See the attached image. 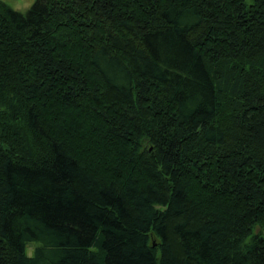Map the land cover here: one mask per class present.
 I'll return each instance as SVG.
<instances>
[{
    "label": "trees",
    "instance_id": "obj_1",
    "mask_svg": "<svg viewBox=\"0 0 264 264\" xmlns=\"http://www.w3.org/2000/svg\"><path fill=\"white\" fill-rule=\"evenodd\" d=\"M263 231L264 0H0V264H264Z\"/></svg>",
    "mask_w": 264,
    "mask_h": 264
},
{
    "label": "rangeland",
    "instance_id": "obj_2",
    "mask_svg": "<svg viewBox=\"0 0 264 264\" xmlns=\"http://www.w3.org/2000/svg\"><path fill=\"white\" fill-rule=\"evenodd\" d=\"M6 4L9 8L14 11H18L19 13L25 14L35 3L37 0H1ZM259 232V230H257ZM262 234L264 233L261 232ZM34 251V245L29 244L26 248V252L28 256H32Z\"/></svg>",
    "mask_w": 264,
    "mask_h": 264
}]
</instances>
